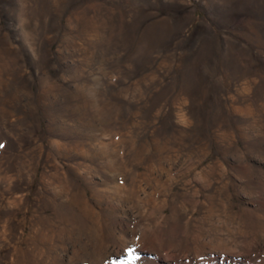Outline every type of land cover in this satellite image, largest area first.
<instances>
[{"label":"rangeland","instance_id":"rangeland-1","mask_svg":"<svg viewBox=\"0 0 264 264\" xmlns=\"http://www.w3.org/2000/svg\"><path fill=\"white\" fill-rule=\"evenodd\" d=\"M0 264H264V0H0Z\"/></svg>","mask_w":264,"mask_h":264},{"label":"snow or ice","instance_id":"snow-or-ice-1","mask_svg":"<svg viewBox=\"0 0 264 264\" xmlns=\"http://www.w3.org/2000/svg\"><path fill=\"white\" fill-rule=\"evenodd\" d=\"M127 251H128L127 259L129 261H135L139 259L138 255H133V253L135 252V248H129Z\"/></svg>","mask_w":264,"mask_h":264}]
</instances>
